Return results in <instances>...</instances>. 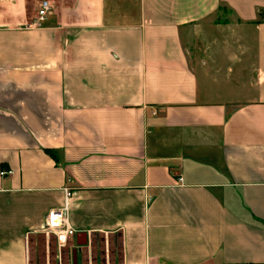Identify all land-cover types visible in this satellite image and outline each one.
Instances as JSON below:
<instances>
[{
  "label": "crops",
  "instance_id": "obj_1",
  "mask_svg": "<svg viewBox=\"0 0 264 264\" xmlns=\"http://www.w3.org/2000/svg\"><path fill=\"white\" fill-rule=\"evenodd\" d=\"M43 1L0 0V264L67 184L77 264H264V0Z\"/></svg>",
  "mask_w": 264,
  "mask_h": 264
},
{
  "label": "rangeland",
  "instance_id": "obj_2",
  "mask_svg": "<svg viewBox=\"0 0 264 264\" xmlns=\"http://www.w3.org/2000/svg\"><path fill=\"white\" fill-rule=\"evenodd\" d=\"M139 4L140 0H107L109 20L118 23L138 18ZM113 238L114 236L111 240V251L115 252L118 257L120 252L119 242ZM92 247L93 254L99 256L100 253L106 250L107 245L104 244L101 238L100 240H93ZM74 250H77V259L78 256L89 253V250L86 251V249L78 247L73 239H69L68 243L61 247L55 234H39L31 242V261L33 264H72Z\"/></svg>",
  "mask_w": 264,
  "mask_h": 264
},
{
  "label": "built area",
  "instance_id": "obj_3",
  "mask_svg": "<svg viewBox=\"0 0 264 264\" xmlns=\"http://www.w3.org/2000/svg\"><path fill=\"white\" fill-rule=\"evenodd\" d=\"M51 4L49 1L44 0L41 3L39 10L38 21L32 22L26 25V29L35 28L41 25L46 20L49 11L51 10ZM10 170H1V175L6 176L10 173ZM64 198L63 204L58 210H52L46 217L45 224L42 228V232L46 235L53 233L56 235L58 243L61 247L65 246L69 239H74L78 235V230L74 228L69 221V212L71 209L72 201L76 195V190L70 184L63 187Z\"/></svg>",
  "mask_w": 264,
  "mask_h": 264
},
{
  "label": "water",
  "instance_id": "obj_4",
  "mask_svg": "<svg viewBox=\"0 0 264 264\" xmlns=\"http://www.w3.org/2000/svg\"><path fill=\"white\" fill-rule=\"evenodd\" d=\"M78 244L80 246L82 245H86L87 244V235L85 233H81L78 235ZM73 262L75 264H77V250H74V258H73Z\"/></svg>",
  "mask_w": 264,
  "mask_h": 264
}]
</instances>
